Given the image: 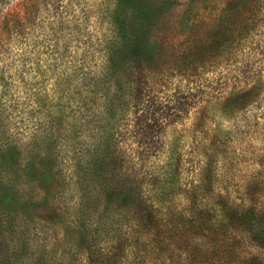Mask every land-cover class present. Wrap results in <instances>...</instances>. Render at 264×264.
<instances>
[{"label":"rangeland","instance_id":"rangeland-1","mask_svg":"<svg viewBox=\"0 0 264 264\" xmlns=\"http://www.w3.org/2000/svg\"><path fill=\"white\" fill-rule=\"evenodd\" d=\"M151 1L158 6L166 0ZM116 3L0 2V69L7 76L9 88L4 116L14 141L23 143L45 126L47 109L37 105L35 99L45 93L53 99L60 77L72 74V84L77 86L82 77L103 66V42L114 28L111 15ZM156 11L146 30L156 44L158 60L163 55L170 59L167 64L186 52L212 46L243 20H250L251 33L228 53L209 56L210 71L198 72L208 78L201 82V98L177 119L163 120L164 128L155 132L160 150L141 170H135L143 191L147 193L150 184L166 191L172 188L166 205L180 211L188 205L189 191L200 183L204 170H211V189L200 194L204 198L199 200L210 207L220 196H226L238 208L254 206L256 225L264 228V112L260 111L264 108V0H168L159 13L157 7ZM212 52L213 47L205 55ZM155 67L149 68L153 71ZM216 73V79L209 78ZM155 88L159 90L151 91L159 97L170 92L162 86ZM122 138L129 143L133 140L129 133ZM173 149L177 154L170 158ZM165 161L173 165L178 162V170L173 166L168 170L171 175L164 174L160 167ZM45 164L50 170H24L27 175L18 178L16 187L23 191L18 193L17 209L23 215L22 229L27 227L30 245L15 249L16 264H186L182 249L177 250L170 241L167 248H148L152 250L150 257L140 262L137 254L120 245L125 220L118 217L117 207L110 208L99 194L98 201L94 197L88 206H82L78 191L80 187L94 188L95 172L102 175L101 187L116 183L122 188L136 186L135 181L127 183L130 178L122 175L124 170L108 167L88 172L72 170L68 162ZM20 202L35 205L25 207ZM83 210L89 215H83ZM209 236L217 241L214 233ZM239 236L242 242L234 252L224 254L226 258L222 254L212 256L205 264H264V249L250 244L249 236ZM185 239L199 242L198 238ZM161 242L165 244L166 239ZM113 259L116 261L112 263Z\"/></svg>","mask_w":264,"mask_h":264},{"label":"trees","instance_id":"trees-1","mask_svg":"<svg viewBox=\"0 0 264 264\" xmlns=\"http://www.w3.org/2000/svg\"><path fill=\"white\" fill-rule=\"evenodd\" d=\"M116 1L111 15L114 28L102 47L103 66L82 77L77 86L72 84V74L60 77L53 99H48L47 93L38 96L35 99L37 105L47 109L45 126L32 132L23 143L14 141L8 132L4 116L8 108V79L0 69V264H16L15 249L30 245L28 229H22L23 215L17 209L18 193L23 190L19 191L16 185L20 176L27 175L24 170H50L45 161L57 165L68 162L72 170H90L88 172L108 167L124 170L122 175L130 178L127 183H138L124 188L118 183L101 187L102 175L95 172L94 188L80 187L78 193L82 206L89 205V200L94 201V197L98 201L99 194L110 208H118V217L125 220L120 245L124 250L130 249L134 256L137 254L140 262L150 257L152 250L148 248H167L169 241L177 250L182 249L181 253L186 255L182 261L186 264H205L217 254L226 258L224 254L234 252L242 242L239 234L249 236L250 244L264 249V228L256 225L254 206L238 208L230 204L226 196H220L210 207L199 200L204 198L200 194L211 189V170H204L200 183L189 191L188 205L180 211L166 205L172 188L166 191L150 184L145 193L135 171L141 170L144 163L160 150L155 132L164 128L163 120L167 117L177 119L201 98V82L208 78H202L198 72L210 71L207 69L209 56L228 53L239 40L248 39L250 20L229 28L212 46L204 45L205 48L196 53L186 52L167 64L170 59L163 55L158 60L156 44L151 42L146 27L156 15V7L159 13L168 0L158 6L151 0ZM237 4L238 1L232 5ZM212 47L213 52L205 55ZM151 66H156L153 71ZM218 74L209 78L216 79ZM161 86L170 90L164 97L151 91L153 88L159 90L155 87ZM125 133L131 134L132 142L122 138ZM170 153L172 158L177 151L173 149ZM173 166L178 170V162L173 165L165 161L160 168L164 174L171 175L168 170ZM83 212V215L86 212L89 215V211ZM259 214L263 217L262 212ZM191 229L194 232L188 233ZM211 233L217 241L209 236ZM185 238H198L199 242ZM162 239H166L165 244ZM115 261L113 259L112 263Z\"/></svg>","mask_w":264,"mask_h":264},{"label":"clouds","instance_id":"clouds-1","mask_svg":"<svg viewBox=\"0 0 264 264\" xmlns=\"http://www.w3.org/2000/svg\"><path fill=\"white\" fill-rule=\"evenodd\" d=\"M13 3H15V0H13ZM255 109H252L249 111V115H251V111H254ZM260 111L264 112V108H261ZM262 124H264V121H261ZM227 123L225 124V127H227Z\"/></svg>","mask_w":264,"mask_h":264}]
</instances>
